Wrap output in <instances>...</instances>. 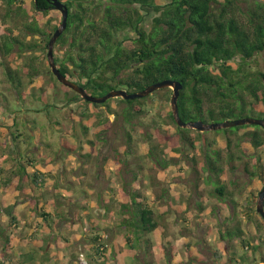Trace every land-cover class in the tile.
<instances>
[{
	"label": "rangeland",
	"instance_id": "374dc122",
	"mask_svg": "<svg viewBox=\"0 0 264 264\" xmlns=\"http://www.w3.org/2000/svg\"><path fill=\"white\" fill-rule=\"evenodd\" d=\"M163 1L156 0L157 3ZM26 5L27 10L22 9L17 16L5 17V7L0 2V44L2 35L7 33L23 42L36 41L40 46L43 37L25 35L23 24L32 22V16L40 18L37 23L47 33L48 28L59 22L58 10H50L46 14L49 23L44 24L43 16L32 11L30 2ZM115 35L118 40L133 36L124 31ZM39 46L18 51L20 46L15 43L9 54L0 55L2 264H264V219L255 208L258 192L264 185V144L253 148L249 137L242 135L256 125L204 131L202 135L213 142L211 146L201 143V137L199 140L196 137L201 135L199 131L189 127L184 135L194 138V146L190 147L182 141L181 131L169 116L171 89L163 88L135 101L146 104L149 111L130 122L125 119L124 101L116 97L106 100L104 105L86 104L87 114L92 115L84 133L87 119L82 120L81 102L71 94L74 91L56 79L58 97L52 89L46 88L53 81L47 50L43 52ZM57 48L56 55L61 57L63 48ZM236 61H230L231 66L236 67ZM29 63L38 71L32 84L25 73ZM255 64L264 72L262 54L252 57L251 70ZM9 65L15 67L22 78L24 98L19 99L13 84L11 86L13 82L5 71ZM40 86H45L44 97L38 89ZM91 93L99 96V92ZM66 96L71 101L65 100ZM257 106H248L229 119L262 118ZM15 119L22 128L15 140L19 151L14 150L10 134L15 129L12 126ZM220 121L223 120L217 116L208 122ZM106 123L108 127L103 130ZM61 143L63 147L69 146L70 151ZM151 146H157L160 156L173 157L175 163L157 169L149 154ZM212 146L220 152L219 179L209 174L205 165L206 153L215 157L209 152ZM118 152L121 161L124 160L121 167L116 159ZM17 155L25 162L27 158L32 159L25 174L33 172L34 167L44 172L45 182L36 191L31 189L25 174L20 188L3 184L4 177H16V172L19 173ZM135 175L137 179L133 183ZM196 176L200 179L195 189ZM220 183L226 192L232 193L231 198L215 196L213 188ZM132 184L139 188L143 200L153 209L157 223L156 228L145 235L149 240L148 250L144 240L130 247L119 225L122 218L119 199L129 191L127 185ZM112 198L114 200H110ZM38 208L50 213L49 226ZM235 225L242 229V236L229 238L225 229ZM94 233L100 234L99 241L105 246L103 256H98L97 261L89 257L90 247L95 244L91 240ZM241 239L247 242L246 247ZM214 250H219V258L214 256Z\"/></svg>",
	"mask_w": 264,
	"mask_h": 264
},
{
	"label": "trees",
	"instance_id": "16d2710c",
	"mask_svg": "<svg viewBox=\"0 0 264 264\" xmlns=\"http://www.w3.org/2000/svg\"><path fill=\"white\" fill-rule=\"evenodd\" d=\"M60 1L67 5L68 17L66 28L54 44V60L62 74L82 86L88 93L96 91L101 96L108 90L117 88L135 92L162 79H176L182 83L177 105L180 118L185 122L191 120L208 122L215 120L217 116L222 120L234 118L237 112L241 114L248 106L254 104L261 106V108L257 106V110L264 119V72L257 64L253 70L250 69L254 55L262 54L264 59V0H164L161 3H157L156 0ZM0 2L5 7L3 15L5 17L17 16L22 9L27 10L26 3L30 2L32 11L43 16L44 24L49 23L46 14L52 9L46 0H0ZM32 18V22L23 24L24 33L42 36L43 44L39 46L36 41L23 42L20 38L6 33L2 35L0 55L9 54L15 43L20 46L18 51L34 50L38 46L43 52L47 50L48 40L58 27L61 16L57 24L48 28L47 33L37 23L40 18L34 16ZM121 31L127 34L131 32L133 36L118 40L115 34ZM125 40L130 42L125 44ZM57 47L63 48L61 57L56 55ZM235 59L236 67H233L230 61ZM5 71L12 80L11 86L13 84L12 88L19 99L24 98V86L18 70L9 65L5 67ZM25 73L28 82L32 84V78L38 71L29 63ZM50 77L53 83L46 88L52 89V93L58 97L55 89L56 78L51 72ZM43 87L45 86L38 88L42 97L45 93ZM31 89L35 90V87ZM71 94L80 99L81 106L77 103L81 109L80 115L84 116L82 120L87 119L83 126L85 133L92 115L87 114L86 104L97 106L106 102L91 103L83 100L75 92ZM118 99L124 101L126 121L130 122L149 111L143 102L135 103L140 98ZM65 100L71 101V98L66 96ZM169 116L172 118L171 114ZM155 124L158 128L157 121ZM248 125L244 127H250ZM12 126L15 128L10 132L12 145L15 151H19L20 146L15 140L16 136L21 135L22 128L16 119L13 120ZM103 126L104 130L108 124ZM256 126L242 134L249 137L253 148L264 144V129ZM178 130L181 131L182 141L193 147L194 138L185 136V129L178 127ZM199 133L201 135L197 134L196 137L198 140V137H201V143L213 145V142L206 140L202 135L203 132ZM229 142L227 139V147ZM67 147L63 148L70 151V147ZM156 149L157 146H151L149 154L153 166L157 169L161 170L175 163L173 157L160 156ZM180 152L179 154H182ZM209 152L211 155L214 153L215 157L209 156L208 153L204 155L206 168L209 174H214L219 179L222 171L217 163L220 160L219 149L212 146ZM124 153L126 154L127 150ZM117 154L116 159L121 167L124 160L121 161L119 152ZM15 160L19 165L17 167L19 173L16 172V177H4L2 182L6 186L20 188L26 167L30 165L32 159L27 158V163L17 155ZM193 169L195 175H198L195 166ZM2 170L0 166V173ZM14 173L13 171L12 174ZM25 176L31 189L35 191L45 182L44 172L38 167H34V171L26 173ZM132 178L134 183L137 176ZM199 179V176L195 177V189L198 188ZM127 188L129 191L119 199L120 209L122 208L119 225L124 231V240L132 248L134 243H141L144 240L148 250L149 240L145 239V235L157 226L153 209L143 200L139 188L134 184L127 185ZM213 192L216 197L222 199L225 196L229 199L232 195L231 192H226L225 186L221 183L213 188ZM103 207L109 210L105 205ZM38 211L45 224L49 226L50 213L41 208H38ZM90 229L94 230L97 227ZM225 230L229 238L242 236L239 225ZM91 240L95 244L90 247L89 257L90 260L97 261L98 256H103L105 246L99 241L98 233H94ZM241 240L242 245L246 247L247 242ZM213 253L216 258L221 256L219 250H214Z\"/></svg>",
	"mask_w": 264,
	"mask_h": 264
},
{
	"label": "water",
	"instance_id": "95a60500",
	"mask_svg": "<svg viewBox=\"0 0 264 264\" xmlns=\"http://www.w3.org/2000/svg\"><path fill=\"white\" fill-rule=\"evenodd\" d=\"M46 1L50 3L51 9L58 10L61 15L59 25L54 30L47 43L46 59L48 61L49 69L58 82H60L63 86L68 87L69 89L77 93L83 100L91 103L101 104L110 98L116 97V98H122L124 100L136 99V98L145 97L159 89L170 88L171 94H170L169 102H170L171 115L176 125L181 128L190 127L197 131L203 132L208 130H218L221 128L255 124L264 129V119L252 118V117L226 119L220 122H203L202 120H192L188 122L183 121L180 118L178 112V105H177L179 93L180 90L182 89V83L176 79H162L153 82L135 92H129L124 88H117V89H110L101 96H94L88 93L82 86H80L73 80H70L66 75L62 74L57 64L55 63L53 47L59 35L66 28L68 7L65 3H63L60 0H46ZM255 208H256V212L264 219V185L262 186L261 190L258 192Z\"/></svg>",
	"mask_w": 264,
	"mask_h": 264
},
{
	"label": "flooded vegetation",
	"instance_id": "af4514ba",
	"mask_svg": "<svg viewBox=\"0 0 264 264\" xmlns=\"http://www.w3.org/2000/svg\"><path fill=\"white\" fill-rule=\"evenodd\" d=\"M172 119H173V117H172ZM174 121V120H173ZM192 121V120H191ZM188 122V121H187ZM175 123V122H174ZM179 127V126H178ZM179 128H181V127H179ZM186 128H189V127H186ZM186 128H182V129H186ZM197 131V130H196ZM200 132V131H199ZM204 132V131H203Z\"/></svg>",
	"mask_w": 264,
	"mask_h": 264
},
{
	"label": "crops",
	"instance_id": "0c3cea01",
	"mask_svg": "<svg viewBox=\"0 0 264 264\" xmlns=\"http://www.w3.org/2000/svg\"><path fill=\"white\" fill-rule=\"evenodd\" d=\"M231 259V258H230Z\"/></svg>",
	"mask_w": 264,
	"mask_h": 264
}]
</instances>
